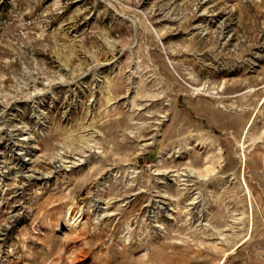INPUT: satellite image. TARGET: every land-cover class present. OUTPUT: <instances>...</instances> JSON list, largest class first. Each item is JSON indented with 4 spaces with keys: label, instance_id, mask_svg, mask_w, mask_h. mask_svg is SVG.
<instances>
[{
    "label": "rangeland",
    "instance_id": "rangeland-1",
    "mask_svg": "<svg viewBox=\"0 0 264 264\" xmlns=\"http://www.w3.org/2000/svg\"><path fill=\"white\" fill-rule=\"evenodd\" d=\"M0 264H264V0H0Z\"/></svg>",
    "mask_w": 264,
    "mask_h": 264
},
{
    "label": "bare ground",
    "instance_id": "bare-ground-1",
    "mask_svg": "<svg viewBox=\"0 0 264 264\" xmlns=\"http://www.w3.org/2000/svg\"><path fill=\"white\" fill-rule=\"evenodd\" d=\"M69 213L70 214H69L68 220L71 221L74 225H78L80 220H81L82 215L79 217H76L73 215V213H71V212H69Z\"/></svg>",
    "mask_w": 264,
    "mask_h": 264
}]
</instances>
